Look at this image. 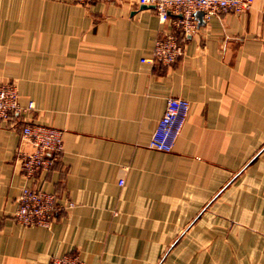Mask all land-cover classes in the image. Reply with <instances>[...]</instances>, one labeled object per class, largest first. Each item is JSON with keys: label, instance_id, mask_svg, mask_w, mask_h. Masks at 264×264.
I'll list each match as a JSON object with an SVG mask.
<instances>
[{"label": "crops", "instance_id": "1", "mask_svg": "<svg viewBox=\"0 0 264 264\" xmlns=\"http://www.w3.org/2000/svg\"><path fill=\"white\" fill-rule=\"evenodd\" d=\"M197 19L166 66L143 62L161 26L138 0H0V86L34 103L0 127V264H264V0ZM169 97L191 111L165 153L148 145ZM25 123L64 131L35 183L16 164ZM25 184L75 207L23 226Z\"/></svg>", "mask_w": 264, "mask_h": 264}, {"label": "built area", "instance_id": "2", "mask_svg": "<svg viewBox=\"0 0 264 264\" xmlns=\"http://www.w3.org/2000/svg\"><path fill=\"white\" fill-rule=\"evenodd\" d=\"M96 0H76L80 5H89ZM121 1V0H111ZM151 6L161 26L150 59L143 62H160L166 66L175 64L185 53V42L198 29V13L203 23L218 14H242L254 5V0H138ZM17 84L0 86V127H17L16 118L34 109L30 102L20 104ZM191 111V102L180 97H169L166 109L158 121L149 148L170 153L174 150L185 122ZM21 140L17 150L16 164L25 181L35 183L39 175L49 172L64 152V131L46 125L25 123L20 130ZM124 185V180L119 181ZM75 207L71 201H60L38 185L25 184L17 201L14 219L26 226L51 229L60 212H69ZM49 264H84L79 253L52 257Z\"/></svg>", "mask_w": 264, "mask_h": 264}]
</instances>
